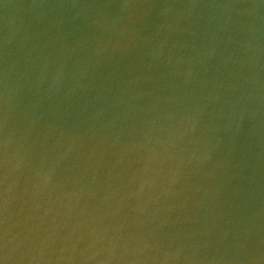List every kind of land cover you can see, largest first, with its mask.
<instances>
[{
	"label": "water",
	"instance_id": "water-1",
	"mask_svg": "<svg viewBox=\"0 0 264 264\" xmlns=\"http://www.w3.org/2000/svg\"><path fill=\"white\" fill-rule=\"evenodd\" d=\"M0 264H264V0H0Z\"/></svg>",
	"mask_w": 264,
	"mask_h": 264
}]
</instances>
